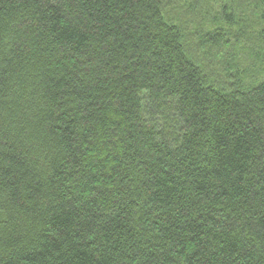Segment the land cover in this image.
<instances>
[{
	"label": "trees",
	"instance_id": "16d2710c",
	"mask_svg": "<svg viewBox=\"0 0 264 264\" xmlns=\"http://www.w3.org/2000/svg\"><path fill=\"white\" fill-rule=\"evenodd\" d=\"M180 1L0 0V264H264V0Z\"/></svg>",
	"mask_w": 264,
	"mask_h": 264
},
{
	"label": "rangeland",
	"instance_id": "374dc122",
	"mask_svg": "<svg viewBox=\"0 0 264 264\" xmlns=\"http://www.w3.org/2000/svg\"><path fill=\"white\" fill-rule=\"evenodd\" d=\"M184 5L185 13L183 14L186 20L190 19L198 24V27L205 31L215 26L221 25L230 35L237 31V27L241 26L245 31L242 35L250 37L254 30L252 28L259 27L260 23L257 20V0H181ZM180 1V2H181ZM229 4V5H228ZM227 5L230 10L231 20L226 25V18L221 12V7ZM240 32V31H238ZM264 33V32H263ZM241 35V34H240ZM246 38V37H245ZM264 38L261 37V39ZM249 41H254V39ZM253 50L264 52V45L254 46ZM213 58L210 60L212 61ZM232 61V59L227 58Z\"/></svg>",
	"mask_w": 264,
	"mask_h": 264
}]
</instances>
